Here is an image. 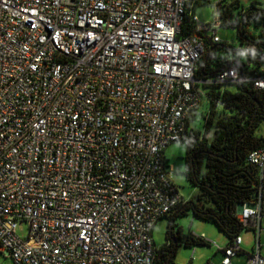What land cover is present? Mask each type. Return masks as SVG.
I'll list each match as a JSON object with an SVG mask.
<instances>
[{
  "label": "built area",
  "instance_id": "1",
  "mask_svg": "<svg viewBox=\"0 0 264 264\" xmlns=\"http://www.w3.org/2000/svg\"><path fill=\"white\" fill-rule=\"evenodd\" d=\"M198 1L0 0V255L154 264V227L184 201L165 152L187 139L201 84L243 80L235 68L196 78L206 46L222 43L219 2L201 23ZM251 81L264 90L263 76ZM249 162L256 201L237 218L256 232L248 264H264V145ZM241 245L216 246L221 264Z\"/></svg>",
  "mask_w": 264,
  "mask_h": 264
},
{
  "label": "trees",
  "instance_id": "2",
  "mask_svg": "<svg viewBox=\"0 0 264 264\" xmlns=\"http://www.w3.org/2000/svg\"><path fill=\"white\" fill-rule=\"evenodd\" d=\"M208 2L199 0L196 6ZM218 2L221 25L236 31L238 43L208 44L195 76L209 82L235 68L243 80L234 85V92L221 84H201L208 113L201 118L205 120L203 130L190 126L197 109L188 120L187 139L180 142L186 144L183 174L198 194L162 218L168 221V228L154 264H175L173 259L181 245L210 246L176 224L177 218L187 211L197 219L215 224L227 235L230 245L245 228L237 218L238 206L256 201L258 171L249 162V154L264 145V137L256 133L264 122V90L251 79L264 77V7H244L238 0ZM185 31L190 32L188 26Z\"/></svg>",
  "mask_w": 264,
  "mask_h": 264
},
{
  "label": "rangeland",
  "instance_id": "3",
  "mask_svg": "<svg viewBox=\"0 0 264 264\" xmlns=\"http://www.w3.org/2000/svg\"><path fill=\"white\" fill-rule=\"evenodd\" d=\"M219 0H209L208 3L197 5L194 9L195 15L198 17L201 23L211 22L213 19V4ZM239 3L248 7L251 4H255L260 7H264V0H238ZM217 36L219 37L222 43H232L237 44L238 38L236 31L228 28L221 27L218 31ZM228 90L234 92L236 87L226 86ZM207 102L202 100L200 107L196 111V114L190 122V126L195 130H203V118L205 115H208L206 112ZM219 116V115H217ZM215 116V119L218 118ZM256 133L259 136L264 137V122L259 128L256 129ZM186 152V144L184 142H176L168 146L166 150V157L170 165H172L174 174L173 181L178 187L180 194L188 199L192 192L195 195L198 194V191L192 188L189 183L186 181L183 174L184 171V162L183 157ZM193 193V194H194ZM192 194V195H193ZM193 197V196H192ZM264 215V214H263ZM176 224L181 226L184 231L192 232L196 236L201 237L202 235L205 238L207 244L210 246L196 245L191 247L179 246L176 251V255L173 259L175 264H221L223 260V253L218 251L216 246L219 248L225 247L229 238L225 233L220 231L215 224L209 221L195 218L190 211H187L185 214L177 218ZM168 228V221L163 219L158 222L153 233V239L157 247L163 245L166 239V232ZM17 235L20 238H25L28 234V226L26 222L21 221L17 225ZM242 239L241 249L242 252L237 254L232 258V264H248L249 256L252 254V251L255 247L256 232L251 227H245L239 234ZM259 244L261 246V256L264 258V218L261 223V229L259 232ZM0 264H14L12 259L6 258L3 255H0Z\"/></svg>",
  "mask_w": 264,
  "mask_h": 264
},
{
  "label": "crops",
  "instance_id": "4",
  "mask_svg": "<svg viewBox=\"0 0 264 264\" xmlns=\"http://www.w3.org/2000/svg\"><path fill=\"white\" fill-rule=\"evenodd\" d=\"M203 97V96H202ZM165 157H166V152H165ZM166 160H167V157H166ZM167 162H168V160H167ZM168 164H169V162H168ZM194 192H192L189 196H191V197H189L188 199H190V198H192V196L193 197H195L196 195H195V193L193 194ZM193 194V195H192ZM184 198V197H183ZM188 199H186V198H184V200H188ZM161 220H163V219H160L159 221H161ZM158 221V222H159ZM158 222L156 223V225L158 224ZM156 225H155V227H156ZM155 227H154V230H155ZM154 230H153V233H154ZM203 236V235H202ZM155 242V241H154ZM156 245V244H155Z\"/></svg>",
  "mask_w": 264,
  "mask_h": 264
},
{
  "label": "water",
  "instance_id": "5",
  "mask_svg": "<svg viewBox=\"0 0 264 264\" xmlns=\"http://www.w3.org/2000/svg\"><path fill=\"white\" fill-rule=\"evenodd\" d=\"M257 184L255 183V186H256ZM241 206H242V204H241ZM263 212H264V203H263Z\"/></svg>",
  "mask_w": 264,
  "mask_h": 264
}]
</instances>
